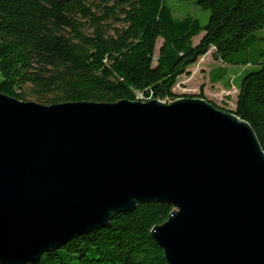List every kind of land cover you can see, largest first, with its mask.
<instances>
[{
    "label": "water",
    "instance_id": "1",
    "mask_svg": "<svg viewBox=\"0 0 264 264\" xmlns=\"http://www.w3.org/2000/svg\"><path fill=\"white\" fill-rule=\"evenodd\" d=\"M168 264H264V150L206 97L43 104L0 91V264L37 261L142 202Z\"/></svg>",
    "mask_w": 264,
    "mask_h": 264
},
{
    "label": "trees",
    "instance_id": "2",
    "mask_svg": "<svg viewBox=\"0 0 264 264\" xmlns=\"http://www.w3.org/2000/svg\"><path fill=\"white\" fill-rule=\"evenodd\" d=\"M195 4L209 11L205 24L173 15L163 0H0V91L43 104L134 100L138 93L173 99L178 77L213 47L222 69L254 66L242 75L233 112L252 126L264 150V52L258 48L264 38L255 34L264 28V0ZM215 71L212 82L220 81ZM195 96L204 97L202 87ZM171 209L139 203L26 264H168L150 231Z\"/></svg>",
    "mask_w": 264,
    "mask_h": 264
},
{
    "label": "rangeland",
    "instance_id": "3",
    "mask_svg": "<svg viewBox=\"0 0 264 264\" xmlns=\"http://www.w3.org/2000/svg\"><path fill=\"white\" fill-rule=\"evenodd\" d=\"M163 1L167 6L171 8L173 15L177 17H182L184 15H193L199 18L202 24H205L209 18V11L198 7L195 4V0ZM121 25V22L112 23V26L114 27H120ZM86 31L90 32V29H87ZM203 33L204 32H200L198 35L194 36L193 43H197ZM255 34L264 38V28L256 30ZM160 44L161 38H158L155 45L154 58L158 55V48ZM258 48L264 52V40H261L258 43ZM213 52L214 48L211 47L205 55L199 57L198 60L191 65L192 69L191 71H189V73L179 76L172 91L179 96L198 94L200 92V85L203 91V87L205 85V83H203V80L205 78H209V74L208 76L203 77L201 75L202 72H207L215 69L216 71L213 73V75H221V77L220 81L218 83L216 82L215 84H212L208 79L207 87L211 91V94L214 95V98L209 100L222 109L233 111V109L235 108L234 103L238 92V84L242 78V75L246 71L252 70L254 66L242 64H228L226 65L225 69H222L220 67L222 62L213 55ZM193 69L194 71H196V77L189 78V75L191 74ZM137 95V98H139V93ZM204 97L206 96L204 95Z\"/></svg>",
    "mask_w": 264,
    "mask_h": 264
},
{
    "label": "crops",
    "instance_id": "4",
    "mask_svg": "<svg viewBox=\"0 0 264 264\" xmlns=\"http://www.w3.org/2000/svg\"><path fill=\"white\" fill-rule=\"evenodd\" d=\"M221 66H224V64H221ZM225 67H226V65H225ZM191 69H192V67L190 66L189 68H188V71H191ZM201 69H203V68H201ZM209 72L210 71H207V72H202V76L204 77V76H208V74H209ZM196 71H194V69H193V71L191 72V74L189 75V78H192V77H196ZM184 75V74H183ZM240 76H241V74H240ZM209 80H210V78H208ZM208 79L207 78H205L204 80H203V83H205V85H204V87H203V94L208 98V99H213L214 98V95L213 94H211V91L208 89V87H207V83H208ZM212 84H215L216 82L218 83L219 81H216V82H212V81H210ZM199 87H201V85L199 86ZM235 102H236V99H235ZM234 107H235V103H234Z\"/></svg>",
    "mask_w": 264,
    "mask_h": 264
},
{
    "label": "built area",
    "instance_id": "5",
    "mask_svg": "<svg viewBox=\"0 0 264 264\" xmlns=\"http://www.w3.org/2000/svg\"><path fill=\"white\" fill-rule=\"evenodd\" d=\"M139 98L140 99H142V100H149V99H151V98H145L144 96H143V94H141V93H139ZM137 97H138V95H137Z\"/></svg>",
    "mask_w": 264,
    "mask_h": 264
}]
</instances>
